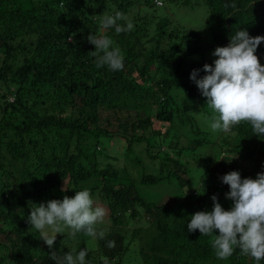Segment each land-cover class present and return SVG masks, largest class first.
I'll return each instance as SVG.
<instances>
[{"label":"trees","instance_id":"obj_1","mask_svg":"<svg viewBox=\"0 0 264 264\" xmlns=\"http://www.w3.org/2000/svg\"><path fill=\"white\" fill-rule=\"evenodd\" d=\"M163 1L0 0V83L12 96L9 101L0 94V251L13 264H57L51 251L67 254L58 244L45 256L39 251L44 241L28 222L29 201L47 204L84 189L106 201V216L115 222L117 212L134 211L135 205L153 220L154 233L133 264H256L238 249L218 259L212 236L187 229L192 215L213 209V195L230 210L224 175L238 171L241 179H255L264 173V138L246 122L229 133L213 132L215 113L190 75L194 69L201 70L197 79L206 75L203 66L214 67L213 52L228 46L237 31L264 36V0ZM198 7L206 9L201 25L187 13ZM116 12L132 21L130 32L101 29L100 16ZM90 34L113 40L124 57L123 70L96 66L88 55L95 51ZM256 55L264 66V43ZM178 88L181 100L174 93ZM127 111L136 114L134 121ZM112 137L127 141L126 155L136 164L134 142L144 144L140 156L157 161L160 172L143 175L139 185L175 181V204L145 201L111 163L100 167L99 156L109 160L102 141ZM204 147L213 152L203 153ZM195 161L200 165L192 175ZM132 239L109 230L96 238V255L88 251L86 264H104V258L128 264ZM109 241L115 247L109 248ZM79 249L84 247L72 252Z\"/></svg>","mask_w":264,"mask_h":264},{"label":"clouds","instance_id":"obj_2","mask_svg":"<svg viewBox=\"0 0 264 264\" xmlns=\"http://www.w3.org/2000/svg\"><path fill=\"white\" fill-rule=\"evenodd\" d=\"M100 17L101 29L114 28L117 35L130 32L134 27L121 12ZM87 39L95 47V51L88 55L96 58L98 68L107 66L113 72L123 70L124 57L121 49L113 46L111 38L90 34ZM261 43H264V36L251 37L246 30L237 31L230 37L228 46L217 47L213 52L217 57L214 67L203 66L206 75L197 79L201 70L192 71L190 79L215 113L210 124L213 132L229 133L234 126L246 122L251 125L255 136L264 138V66L256 55ZM193 101L195 106L199 105L195 99ZM222 182L229 186L225 198L233 202L230 210L226 211L218 197L213 195V209L192 215L187 229L189 232L198 230L202 236H212V247L220 260L228 259L238 249L240 255L251 257L260 264L264 261V173L257 174L255 179H241L238 171H232L222 177ZM75 193L74 198L65 195L62 201L30 205L28 222L41 233V239L49 249H53L57 234L66 230L71 236L80 232L94 239L105 236L96 225L103 222L106 210L94 207L89 190ZM107 246L115 247V242L109 241ZM87 255L86 248L75 254L69 251L62 257H57L55 251L50 253L57 264H86ZM104 264H108L107 258H104Z\"/></svg>","mask_w":264,"mask_h":264},{"label":"rangeland","instance_id":"obj_3","mask_svg":"<svg viewBox=\"0 0 264 264\" xmlns=\"http://www.w3.org/2000/svg\"><path fill=\"white\" fill-rule=\"evenodd\" d=\"M160 1L162 3H165L163 0H160ZM187 13H190L189 15L191 16L189 18L193 22L197 23L198 25H201L203 22V20L201 19L203 18V15L206 14V9L203 7H198L197 9H195L194 12L189 10V12ZM9 90L10 88L0 83V94L7 95V99H9V101H12V96L9 95ZM174 93H175L176 99L181 100V90L178 88L176 89ZM189 102L190 101H187L185 103L186 106H189ZM127 113H129L131 120L134 121V119H136V114L133 111H127ZM109 134H113V132H109ZM137 135H139V133H137ZM183 135H185V138L190 139L188 132H184ZM188 139H185V140L187 141ZM103 141L102 143L106 147V155L108 156L109 160L105 159L103 156H99L98 163L100 167H101V164H103L104 162L111 163L113 168L116 169V171L119 173L120 177H122L123 179L127 178L136 184L137 191L140 194L139 196L145 201L158 203L159 205L164 204V203L175 204L176 198L179 195V189L175 181L173 183H169V185L167 184V182H162L156 186H140L139 185V182L143 175L145 174L157 175L160 172L159 164L157 163V161H153L152 163H149L148 161H146V159L148 158L146 153L140 156L139 152L144 150V144L138 147V144H136L137 140L134 142V147L136 150L135 152L136 154L134 153L135 154L134 158L139 157V162L136 164L132 162V159L129 157L130 155L128 154L126 155L127 141L124 138L112 137L111 139L105 140L104 142ZM163 150H166V149L163 148ZM202 152L209 155L213 152V149L204 147L202 148ZM170 156L175 157V153L173 152L172 154H170ZM184 160L186 159H183V161ZM199 165L200 164H198L197 161H195L194 164L192 165L190 164V168L192 169V172H191L192 175L194 174V171L198 170L196 168ZM197 173L198 172H196V174ZM196 181H195V183H197L196 187H198L199 181L197 182ZM186 191H188V189ZM71 196L72 197H69V198H74L75 195H71ZM91 196L94 200V207L95 206L103 207V205H105L104 202L106 201L105 200L104 202L100 201L97 194H92ZM47 200L49 199H43V201H47ZM57 200L62 201L63 197L62 198L59 197ZM31 204H34V203L30 200L29 205ZM103 208L106 210V214H107L108 209L105 207ZM115 218L117 219L116 222L111 220L110 218H107V216H105L103 222L98 223L96 225V228L98 231L102 230L105 233H107L111 229L117 230L121 232V234L124 235L128 240L131 239L133 236L134 239L131 240L130 248L127 251V254L125 256V261L129 260L128 264H133L131 263V260L136 257H140V252H142L141 245H143L145 241L147 240V235L154 233V227L152 225L153 220L145 214L143 208H141L139 205H135L134 211L131 210L128 213L117 212L115 214ZM113 222L116 223L114 226H112ZM47 231H49V234H51L50 229H48ZM64 235L67 238L66 239L64 238L63 240H61L60 237H57L55 244L56 245L58 244L60 247L65 246L68 250L66 251V253H68L69 251H75V249L83 246L84 248L87 249V251H90L92 253V256L96 255V251H97L96 238L94 239L92 237H89L85 235L83 232L77 233L75 236H71L69 234V230H66L63 234H57V236H61V237H63ZM57 239H60V241ZM68 239H71V240H68ZM48 250L50 249L47 247V245L44 242L42 249L39 251L43 253V255L45 256L48 254ZM10 257L8 256L4 257L3 252L0 251V262L1 263L13 264Z\"/></svg>","mask_w":264,"mask_h":264}]
</instances>
